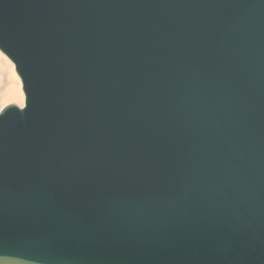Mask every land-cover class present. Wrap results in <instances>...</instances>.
<instances>
[{"label":"water","instance_id":"95a60500","mask_svg":"<svg viewBox=\"0 0 264 264\" xmlns=\"http://www.w3.org/2000/svg\"><path fill=\"white\" fill-rule=\"evenodd\" d=\"M0 264H264V0H0Z\"/></svg>","mask_w":264,"mask_h":264},{"label":"bare ground","instance_id":"6f19581e","mask_svg":"<svg viewBox=\"0 0 264 264\" xmlns=\"http://www.w3.org/2000/svg\"><path fill=\"white\" fill-rule=\"evenodd\" d=\"M12 64L13 66H11L9 69V72H10L9 74L11 76L10 78L11 85L8 88H6V90L4 91H1L0 89V101L3 103L17 102L22 105L21 106L22 108H24L26 104V96L23 91V84H22L20 77L17 74L16 66L14 65V63Z\"/></svg>","mask_w":264,"mask_h":264},{"label":"rangeland","instance_id":"374dc122","mask_svg":"<svg viewBox=\"0 0 264 264\" xmlns=\"http://www.w3.org/2000/svg\"><path fill=\"white\" fill-rule=\"evenodd\" d=\"M11 66H13L12 62L0 51V89L1 91L6 90V88H8L11 85L10 83L11 76L9 74L10 73L9 69ZM11 105H16L22 108L21 107L22 105L17 102L3 103L0 101V112L6 107L11 106Z\"/></svg>","mask_w":264,"mask_h":264}]
</instances>
